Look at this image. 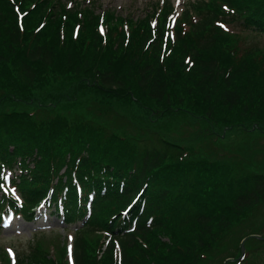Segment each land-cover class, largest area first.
<instances>
[{
	"label": "trees",
	"instance_id": "1",
	"mask_svg": "<svg viewBox=\"0 0 264 264\" xmlns=\"http://www.w3.org/2000/svg\"><path fill=\"white\" fill-rule=\"evenodd\" d=\"M18 2L0 0V223L47 203L75 226L73 264H248L264 251L252 221L264 171L206 158L168 129L141 138L103 121L135 103L154 120L191 111L213 129H263L264 47L244 35L264 38V0H201L172 29L165 14L126 31L107 10L103 34L88 7ZM87 96L99 117H73ZM16 264L70 263L65 244L51 255L37 242Z\"/></svg>",
	"mask_w": 264,
	"mask_h": 264
},
{
	"label": "rangeland",
	"instance_id": "2",
	"mask_svg": "<svg viewBox=\"0 0 264 264\" xmlns=\"http://www.w3.org/2000/svg\"><path fill=\"white\" fill-rule=\"evenodd\" d=\"M15 1L17 4L18 0ZM61 4L69 6L71 9L75 7H88L94 10V13L102 16L100 24L98 25L99 32L103 34L105 23L103 22V15L105 11L113 12L115 15L124 20L123 27L127 31L128 27L131 30L132 20H142L151 18L152 25L155 24L156 19H161L167 14V21L171 17L177 20L191 5L201 0H58ZM203 1V0H202ZM210 3V0H206ZM172 6L173 9L167 8ZM210 6V5H209ZM17 7V6H16ZM70 9V10H71ZM80 10V9H78ZM193 10V9H191ZM79 12V11H78ZM21 11H18V14ZM195 20L196 11H192ZM125 18V19H124ZM132 19V20H131ZM20 23L22 21L19 20ZM74 25V36L78 33L81 26ZM171 28V27H170ZM227 28V27H226ZM225 28V29H226ZM234 30V28L229 27ZM79 29V30H78ZM248 46L252 43H258L260 47H264V38L252 37V35H244ZM67 85L72 83L71 80H65ZM60 87V85H59ZM84 97L82 103L78 102L77 111L74 114L76 118L99 117V112L96 110V105ZM69 102V101H68ZM69 104V103H68ZM77 105V104H76ZM116 104L110 114L103 115V121L109 124L108 127L117 131H126L130 136L134 137H159L164 133V129H168L170 138L181 141V143H190L196 150L209 159L226 160L235 163V166L241 170H252L260 168L264 171V128L263 124L247 125L243 128H236L235 130L222 129L220 126L213 129L206 120L199 119L201 114L196 117L193 112L185 111L180 116L162 117L164 120H154L147 118L148 113H144L137 104ZM149 109L150 105L146 106ZM156 109L155 106H152ZM157 116V115H156ZM118 118V119H116ZM199 120V121H197ZM149 125V126H148ZM114 130V131H115ZM208 149L209 151H204ZM199 154V155H200ZM201 156V155H200ZM14 172V170H13ZM11 175L10 172H7ZM15 174V173H14ZM48 204H42L35 209L32 221H27L21 216L12 217L10 214H5L3 217V229L0 235V264H15L16 252H27L31 243H39V245L48 251L51 255H55L57 248H61L62 244L66 247L72 246V235L75 230L74 225H70L68 230L64 229V225L56 216H49ZM252 221L257 223L259 228V237L264 239V218L259 215L254 216ZM239 233V232H237ZM71 237V240H69ZM235 236L233 239H238ZM242 246V243H241ZM13 250V251H12ZM72 251V249H71ZM71 253V252H70ZM246 254V250L244 253ZM68 262L71 264L72 258L68 255ZM246 261H243V264ZM248 264H264V251L257 252Z\"/></svg>",
	"mask_w": 264,
	"mask_h": 264
},
{
	"label": "snow or ice",
	"instance_id": "3",
	"mask_svg": "<svg viewBox=\"0 0 264 264\" xmlns=\"http://www.w3.org/2000/svg\"><path fill=\"white\" fill-rule=\"evenodd\" d=\"M221 27H224V25H221ZM69 240H71V237H69ZM69 252H71V248H69Z\"/></svg>",
	"mask_w": 264,
	"mask_h": 264
},
{
	"label": "water",
	"instance_id": "4",
	"mask_svg": "<svg viewBox=\"0 0 264 264\" xmlns=\"http://www.w3.org/2000/svg\"><path fill=\"white\" fill-rule=\"evenodd\" d=\"M244 252V243H242V253Z\"/></svg>",
	"mask_w": 264,
	"mask_h": 264
}]
</instances>
